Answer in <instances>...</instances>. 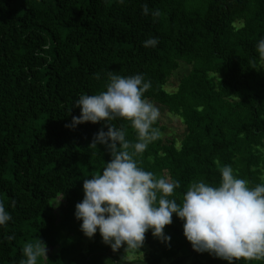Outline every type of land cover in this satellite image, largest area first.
<instances>
[{
  "label": "trees",
  "instance_id": "obj_1",
  "mask_svg": "<svg viewBox=\"0 0 264 264\" xmlns=\"http://www.w3.org/2000/svg\"><path fill=\"white\" fill-rule=\"evenodd\" d=\"M156 9L161 16L154 18ZM152 37L159 43L145 48ZM262 38L264 0H0V202L12 217L0 226V264H19L25 244L38 239L52 249L38 264H126L102 256L99 230L83 251L75 217L86 175L102 174L111 159L105 146L89 147L107 128L65 127L79 117L74 104L81 95L106 90L110 71L143 74L151 81L144 98L163 121L177 124L166 133L158 119L153 127L163 135L134 157L143 170L180 182L169 199L182 203L193 181L218 187L226 165L250 187L261 184L264 67L256 45ZM110 123L135 142L128 121ZM183 223L173 214L164 228L168 243L146 232L134 252L147 255L128 263L227 264L194 251Z\"/></svg>",
  "mask_w": 264,
  "mask_h": 264
},
{
  "label": "clouds",
  "instance_id": "obj_2",
  "mask_svg": "<svg viewBox=\"0 0 264 264\" xmlns=\"http://www.w3.org/2000/svg\"><path fill=\"white\" fill-rule=\"evenodd\" d=\"M124 0H120L123 3ZM142 14L148 15L147 4ZM154 18L161 16L156 9ZM158 38L147 39L143 46L156 47ZM261 66L264 67V38L256 45ZM255 64V61H250ZM97 80L100 74H95ZM151 81L143 74L121 76L107 73L106 90L98 94H83L75 101L79 117H72L65 127L102 123L89 147L103 145L111 159L91 179H84L82 202L76 205L75 217L82 221L81 231L91 239L97 230L103 243L113 252L126 245L125 253L140 250L145 234L168 243L164 228L172 223L175 214L183 223V233L194 251L234 264L241 259L264 260V184L250 187L245 179L234 175L226 165L220 169L221 181L213 187L203 180L193 181L178 204L173 196L180 182L170 177H156L154 173L138 167L135 156L146 151L148 145L163 135L153 127L160 118V110L144 98ZM128 121L135 131V142L126 139V131L111 121ZM131 149V151H130ZM12 219L0 202V226ZM14 240L15 235L6 237ZM19 264H38L39 258L47 259V246L38 239L26 243ZM125 255L123 259H127Z\"/></svg>",
  "mask_w": 264,
  "mask_h": 264
},
{
  "label": "rangeland",
  "instance_id": "obj_3",
  "mask_svg": "<svg viewBox=\"0 0 264 264\" xmlns=\"http://www.w3.org/2000/svg\"><path fill=\"white\" fill-rule=\"evenodd\" d=\"M187 66H182L181 69H180V72L181 73H185L187 71ZM175 82H173L172 80H170L168 82V84L166 83L165 85V89L167 91L169 90H173V85H174ZM159 125H164L166 127V130L164 132H170V127L172 128H175L177 126V124L175 123V125L171 122H168V121H163V118H159ZM175 133L177 131H174ZM264 151V149H263ZM87 179H91L93 176L92 175H86ZM161 177H165V175H162ZM259 180H260V183L261 184H264V168H261L260 170V174H259ZM61 203L60 199H56L54 202H53V207H54V213L56 214V216H59V204ZM58 233H60L61 235V231L59 230ZM81 241H82V250L84 251L85 250V246H86V242L87 241H90L88 237H86L84 235V233H82V236H81ZM104 250L102 252V256L103 257H106V258H110L114 263L115 262H118V261H122V262H125L126 264H129L128 262L130 263H134V262H139V261H143L144 260V256H146L147 254H145V252H139V253H136L134 251H131L129 253H125V248H126V245L125 246H122L118 251L116 252H113L111 247L108 246V245H104ZM52 249L51 248H48L47 247V254L51 251ZM127 256L128 258L127 259H123L124 256ZM187 259V257L185 258ZM165 261V260H164Z\"/></svg>",
  "mask_w": 264,
  "mask_h": 264
}]
</instances>
